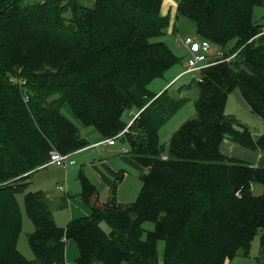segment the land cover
<instances>
[{
  "label": "trees",
  "instance_id": "16d2710c",
  "mask_svg": "<svg viewBox=\"0 0 264 264\" xmlns=\"http://www.w3.org/2000/svg\"><path fill=\"white\" fill-rule=\"evenodd\" d=\"M90 1L86 7L79 0H0V264H64L67 241L76 247L74 264H227L247 257L257 234L255 260L264 264V168L218 151L224 139L264 149V136L224 114L235 89L264 122V33L252 21L262 0L177 1L171 32L184 18L212 56L232 57L200 70L199 82L177 87V95L195 88L194 116L165 146L158 131L187 99L171 95L169 86L158 93L147 87L177 63L160 39L168 27L160 0ZM62 105L103 139L125 128L116 139L144 173L127 204L115 201L119 178L101 202L79 174L88 214L59 228L47 197L23 191L51 150L72 153L89 144ZM129 110L136 114L127 125ZM252 185L261 187L259 195ZM18 193L33 227L26 237L31 260L15 247Z\"/></svg>",
  "mask_w": 264,
  "mask_h": 264
},
{
  "label": "rangeland",
  "instance_id": "374dc122",
  "mask_svg": "<svg viewBox=\"0 0 264 264\" xmlns=\"http://www.w3.org/2000/svg\"><path fill=\"white\" fill-rule=\"evenodd\" d=\"M40 0H23L22 4H32L34 2H38ZM79 2L84 6H90V0H79ZM68 12L64 13L63 16L65 18L68 17ZM252 21L256 25L264 26V0H262V4L259 7H254L252 10ZM176 30L169 31L171 35H168L165 31V35L160 39L164 41L173 55L177 58V63L172 67L167 69L162 77L156 78L152 80L148 84V89L152 93H158L168 86V92L176 98H186L187 100L184 104L163 124V126L158 131V142L160 145L165 146L167 144L168 138L170 134L178 128L185 120L190 119L194 116V111L192 107V101L195 98V88L191 86L189 90L182 91L180 94H176L175 90L180 85H185L189 81V76L184 75L173 81L178 74H180L185 68V56L186 51L182 47L180 43V39L185 36H195L194 27L192 23L185 20L184 18H177L175 21ZM236 90H233L228 94L225 107L224 114L233 116L238 123L246 126L251 133L256 136L262 134L264 130V126L259 119L250 114L247 107L244 108V105L241 101L235 96ZM62 112L65 115H68V109L65 105L61 107ZM71 118V116H70ZM125 121H128V117L125 115L123 117ZM72 119V118H71ZM80 133L83 135L87 131H91V128H83L78 126ZM254 136V137H256ZM237 151L234 152L233 157L240 161L245 162L246 164H254L257 160V154L262 155L261 158V166L264 168V149L260 152H253L243 149L239 146H235ZM117 149V154L114 150ZM109 150H112L109 152ZM120 150V149H119ZM118 148H97L95 152H85L77 158H80L76 161L73 166H69L66 170L67 173L64 174L65 170H62L59 167L50 165L43 169H36V171L30 175L26 180L27 183L25 192H35L40 191L47 197L48 209L51 213L53 223L55 226L59 228H64L68 221L77 219L85 216L87 212V206L82 203L79 197V182L77 179L78 170H82L80 168L83 160V155H85V160L92 161L97 157H107V158H115L120 155V151ZM119 151V152H118ZM122 154V153H121ZM86 168L84 170L91 175L88 171L87 165L88 162L85 163ZM127 178L125 184H123L120 194L117 196V200L122 202L123 204L131 203L134 199L135 192L137 190L138 182L136 181V174L133 170H127ZM57 187L64 188V191H60ZM100 190L97 189V195L99 201H104L103 199L106 196V193H99ZM261 192V187L259 185L251 186L252 195H259ZM22 194L15 195V203L18 208L19 217H20V229L18 236L16 238L15 247L18 253L23 256L27 260L32 259V254L27 246L26 237L29 234L33 227L30 221L25 217L22 208ZM68 201V202H67ZM103 229L105 226L103 224L100 225ZM144 229H150L151 225L148 223L143 224ZM258 234L251 241L249 252L247 257L235 256L230 260L227 264H257L255 258L258 255ZM161 245V244H160ZM159 248V247H158ZM77 251L75 245L71 241L65 242L64 246V264H74V259L76 258ZM99 264V263H95Z\"/></svg>",
  "mask_w": 264,
  "mask_h": 264
},
{
  "label": "crops",
  "instance_id": "0c3cea01",
  "mask_svg": "<svg viewBox=\"0 0 264 264\" xmlns=\"http://www.w3.org/2000/svg\"><path fill=\"white\" fill-rule=\"evenodd\" d=\"M177 1L178 0H160L159 14L161 16H166L168 18V27L166 28V31H167L166 33L168 35H171L169 33V31H171V25L173 22V17H174L175 7H176ZM235 92H236L235 96L241 101V103L244 105V108H246L247 106L245 105V103L240 98L237 90ZM61 112H62V110H61ZM135 114L136 113L132 110H129L127 112V114H126V115H128L127 125H129V123L131 122V117L135 116ZM63 115L66 116L72 123L77 124V122L70 115L69 111H68V115H65L64 113H63ZM70 116L72 119L70 118ZM77 126H79V125L77 124ZM79 133H80V131H79ZM251 134L253 136H256L253 133H251ZM80 136L85 138L89 144L82 149H79L77 151L72 152L71 159L74 160V164L76 163V161L78 159H80L77 157H79L80 155H82L83 153L88 152V151L89 152H95L97 148H104V149L109 148L110 149V148H113L116 146V148H118V150L120 149L119 150L120 155H118L116 157L117 159L99 156L92 161L85 160V155H83L82 158L84 161L81 163V166H80V168L82 170H78V172H77L78 174H76L77 178H78L79 174L80 175L82 174L95 187L96 191H97V189L100 190L99 193H101V194H104L107 192L106 196L103 200H105L108 196V191H109L110 185L114 182V180L116 178H119V182H117V186H116L115 201L117 203L123 204L122 202H119L117 200V196L120 194L121 189L123 187L122 185L125 184V182H126L125 180L128 176L125 169H127V170L131 169V170L135 171V173H138V174H136V177H135L136 181L138 182L137 190H136L135 195H134V198H135V196L139 190V186H140L139 176L144 173V169L141 168L138 164H136L132 159H130L126 153L121 152L122 147H124L123 144H121L118 139H116L114 141V144L111 146H108L106 144H101L100 142L104 139L101 136H99L96 132H94L92 129H91V131L85 132L83 135L80 133ZM235 146H236L235 144L224 139V140L220 141V143L218 145V151H219L220 155H222L224 157L232 158L234 152L237 151ZM111 151L112 150H109V152H111ZM114 151L117 154V149ZM261 158H262V155L257 154L256 162H254V164H252V165L250 164V165L253 167H258V168L262 167L261 166V162H262ZM86 162H88L87 168H88V171L91 173V175H88V173L84 170V168H86V164H85ZM41 169H43V168H41ZM66 171L67 170L64 171V174L67 173ZM97 197H98V195H97ZM98 200H99V198H98ZM87 214H88V210L85 213V215H87ZM159 247H160V245H159Z\"/></svg>",
  "mask_w": 264,
  "mask_h": 264
},
{
  "label": "built area",
  "instance_id": "2783aa9c",
  "mask_svg": "<svg viewBox=\"0 0 264 264\" xmlns=\"http://www.w3.org/2000/svg\"><path fill=\"white\" fill-rule=\"evenodd\" d=\"M264 33V26L262 27V31L260 34ZM182 47L186 51L185 56V68L184 70L178 74L172 81H175L181 76L188 75L189 80L195 79L197 82L200 81L198 76V72L206 67L212 66L219 62H228L232 57H222L221 53L213 52V56L211 53L210 44L206 40L199 39L197 36H185L179 40ZM22 83V81H19ZM264 126V122H262ZM126 129L124 128L120 133L116 134L114 137L106 138L102 140L101 144H106L111 146L114 144L116 138H118ZM264 136V130L261 134ZM121 152L125 153V149L122 147ZM72 153H59L56 150H51L48 154V159L45 163L38 167V169L53 165L61 168L62 170H66L69 166L74 164V160L71 159ZM58 190L64 191V188L57 187Z\"/></svg>",
  "mask_w": 264,
  "mask_h": 264
}]
</instances>
